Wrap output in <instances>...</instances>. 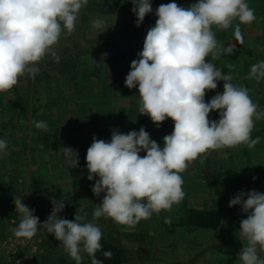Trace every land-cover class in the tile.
I'll list each match as a JSON object with an SVG mask.
<instances>
[{
    "label": "clouds",
    "instance_id": "clouds-1",
    "mask_svg": "<svg viewBox=\"0 0 264 264\" xmlns=\"http://www.w3.org/2000/svg\"><path fill=\"white\" fill-rule=\"evenodd\" d=\"M131 3L139 26L153 11L151 0ZM87 4L88 0H0V93L12 90L25 75L34 78L46 56L59 62L56 45L63 33L75 32L79 13ZM155 15V26L147 30L139 58L131 62L125 86L138 87L140 115L148 116L157 128L170 118L174 129L163 137V147L143 127L127 134L112 130L109 142L93 136L86 153L87 179L99 177L91 190L97 197L104 194L93 211V221L103 217L134 228L154 213L170 211L185 197L181 174L191 163L197 159L203 163L211 151L239 145L254 148L260 142L251 133L254 120L264 119V110H258L247 87L235 85L230 73L223 74L206 60L232 55L236 49L235 44H220L213 27H233L235 41L243 44L240 25H250L256 19L255 10L246 0H198L187 8L173 0L161 4ZM106 24L102 17L91 21L98 31ZM246 79L257 83L264 79V61L253 64ZM218 81L224 82L222 94L206 103V92L215 90ZM214 111L219 112L218 121L209 119ZM33 123L37 129L49 130L45 121ZM6 149L7 142L0 139V152ZM62 152L71 168L79 166L74 149L62 147ZM141 152L146 155L142 157ZM13 202L21 214L18 227L11 229L17 239H32L42 225L76 264L82 262L81 252L88 254L91 264H103L96 255L102 251V231L86 220V213L76 211L74 220L62 218L58 214L65 208L64 200L52 199L51 214L41 223L21 198L14 197ZM236 205L247 213L240 222L244 246L238 260L264 264L259 254L264 253V193L242 191L229 201V207ZM165 223H171L170 218ZM102 255L112 259L114 253L103 251Z\"/></svg>",
    "mask_w": 264,
    "mask_h": 264
},
{
    "label": "crops",
    "instance_id": "crops-1",
    "mask_svg": "<svg viewBox=\"0 0 264 264\" xmlns=\"http://www.w3.org/2000/svg\"><path fill=\"white\" fill-rule=\"evenodd\" d=\"M152 1L159 2L160 0H151V2ZM168 1L170 2L173 0H163V2H168ZM182 1L183 0H180V1H177L176 3L178 4V6L185 7V8L198 2V0H190V1H183V2ZM249 1L250 0L247 1L249 7L257 11L259 13V16H264V4L261 5L262 7H254V4L250 6ZM155 18H156V15H155ZM235 23L236 22L234 21V24ZM257 23L258 21L256 20L251 25H243L244 27L243 32L245 31V28H247L249 31L253 32L254 34L256 33V35L254 36L255 38H260L258 33H261L263 31V28L262 26L258 28ZM213 32L215 34L217 41L220 44L225 45V47H227L228 44H235L236 49L232 55H221L220 59L218 60H211V57H208L209 60L207 61L215 64L217 68L221 69L223 74L230 73L233 76L232 83H234L235 85L247 87L250 90L249 96L252 99V101L258 105V108L260 109L262 108V110H264V79H262L259 83H257L255 79H251L250 82H248L247 84H243L242 82H240L242 80H246V77L248 76L251 66L253 65L254 62L252 63L250 61L249 64L248 62L244 63L243 61L244 58H243L242 53L243 54H247V53L239 50L238 45L240 44L233 40L234 37L232 38L225 34L227 30H218L214 26ZM249 46L251 47L252 45L250 44L245 45V47H248V48ZM132 47H135V46L132 45ZM139 49L140 50L133 53L132 60L139 58L138 53L142 51L143 45H140ZM253 58L256 61L255 63L264 61V52L259 53L258 56L256 55L253 56ZM230 65L232 67H229ZM122 74L124 75V73ZM125 78L126 76L118 78V82L120 80L121 82H123L124 80V84H125ZM110 81H111L110 78H102L100 80V83L102 85H106L110 83ZM223 84H224L223 81H218L217 88L215 90H209L206 92V95H205L206 103L209 102L216 94L218 93L222 94ZM70 89L71 88H68V87L66 88L65 93H68L66 95H69V94L71 95ZM59 94H62V93H59ZM114 94L116 95V93ZM67 98L69 99V101L71 100L72 103L75 105L74 99L72 97L67 96ZM59 101L60 100L57 101V99L54 98L50 102V104L52 103L54 104V106H51V108L48 110V113L49 112L52 113V116L50 119L46 118V121H45L48 125L49 130L47 132H44L36 128V133H38L39 135H38L37 140L32 141V143H34V147H32L33 149L32 152L34 155V161L32 163H34V165L32 164L31 166L32 168L30 169V174H31V177H33L35 180L34 186L42 189L41 191L42 193H46V192L51 193L52 195L51 198L53 199L61 198L64 201L66 200L68 202L65 205L66 207L72 208L73 206V209H70L68 211V212H72L73 215H75L76 211L78 212V207H81V209L84 208L87 214L88 213L87 209L91 201L98 198L97 196L93 194L91 189H92V186L95 184L96 180L99 179V177H94L92 181H89L87 179L88 170L86 167V153H87L88 147L92 143L93 136H95L97 139H103L106 142H109L111 140L112 130H118L119 132L123 134H127L130 131L138 132L139 129L143 127L149 133L150 139L156 141L161 147H163V137L165 135L171 134L174 129V122L170 118L166 119L160 125V127L157 128L155 124H153V122L150 120V118L145 115H144L145 118L141 120L143 122H139V124H136L134 123V120L132 121L131 115L126 116L123 114V116L125 117V123H123V121H121V117H120L121 115L119 112L120 111L119 108L121 106V103H119V101L117 102L116 105H112V106L105 105L104 107H102L101 105L96 104V101L94 100H91V101L86 100V102H84L85 111L81 113L79 112V114L74 113L75 109L69 107V105H68L67 110H66V106L61 107L59 104L60 103ZM118 114H119V119L115 120L114 118L115 117L117 118ZM219 118L220 117H219L218 111H214L209 114L210 120L218 121ZM255 122L256 121L254 120V125L256 124ZM59 128H61V130H59ZM35 137H37V135L33 134L31 140H33ZM22 141L23 139L19 141V144H21ZM29 142L28 143L22 142L23 151H26L27 147L29 148ZM259 144L260 142L257 145ZM62 147H71L78 153V160H79L78 167L71 168L67 164L66 158L64 157L63 152H62ZM225 149H228L230 151L232 148H224L222 154L227 153V150ZM23 151H19V152L22 154ZM213 152H216V151H211L210 154H208L209 157L213 154ZM140 155L143 157L144 155H146V153L141 152ZM230 157H231V153H230ZM16 159L19 160L20 162V156ZM14 160L12 161L13 164H15ZM206 164H207V161L203 165L206 166ZM228 165L229 164H227V166L225 167V164H224V166L220 167V169L218 170V173H216V174H220L218 175L219 181L222 180V178L223 180H225L224 178L225 175H226L225 177H228L231 181V176L236 175L234 171L232 170L231 164H230V167H228ZM1 166L2 164L0 165V167ZM209 167L212 168V164H210L208 167H204V173L201 174L202 179L200 183L210 184V185L214 184L213 174H211L208 171V169H210ZM1 170L3 171V168H0V172H2ZM19 180H21V178H19ZM214 187L210 188L211 192L209 193L210 195L208 196L204 194H199V198H197L198 207L194 206V208L207 209L205 207H209V205L211 204L213 205L216 199L218 200V198L220 197H229L225 182L224 184H222L220 188H218L215 185ZM103 196L104 194L101 193L99 197L103 199ZM23 199H27V198L25 197ZM40 199L41 201L39 200L35 201L38 204V206L41 203L43 208L49 209L48 204H50L51 209L49 211H52V207H53L52 202H51L52 200H47V198L46 199L40 198ZM199 200L202 202L199 203ZM74 203L78 206H75ZM14 207H15V204L12 206V208ZM191 207L193 206H189L187 208H191ZM216 208H221V209L224 208L223 211L225 213V217H224L223 226L219 230L210 229V228H200V231H198L195 236L198 239V241L201 243L203 242L213 243L220 236L222 235L225 236L226 242L223 246V249H225L224 252L228 255L229 258H234V259H221L217 257L214 260H212L214 256L218 255L217 251L219 250L217 248H214L212 244L210 245V249L207 250L204 254H202V256L206 255V258L208 259L207 264H240L238 260V253L241 251L242 247L244 246L243 242L239 238L240 222L243 219H246L247 213L242 212L239 205L233 206V207H229V206L227 207L225 205L224 207H216ZM232 209H236L237 211L233 212ZM72 213H69V214H72ZM83 214L84 213H82V215ZM177 215L180 218L183 215V210L179 209L177 211ZM91 218H92V214L86 215L87 221H91ZM182 228L184 231V235H187V233L190 232L189 231L190 228H188L187 226H182ZM115 230L117 231V233L118 231L127 232V231H121L118 224ZM8 231L10 233V228ZM45 234L41 233V237H39L40 240L37 242V248L35 250H32V248L29 246L23 249L22 264H37L39 255L44 256L42 254L44 253L45 249H42V246L45 245V242L43 241V237L46 236ZM59 245H62V243H57L55 248L57 249V251L61 252L62 249L61 247H59ZM214 249H217V250L212 251ZM258 252H259V249H258ZM259 254L261 255L262 258H264V253H259ZM87 255L88 254L86 252H81L82 261L86 259ZM61 257L63 256L61 255ZM0 258L5 259L6 258L5 254L1 253ZM67 258L71 259L69 255ZM2 260L0 259V264ZM10 262L14 264L13 261H10ZM188 263L198 264L199 260H196L195 263H193V257H191L189 261L187 262V264ZM57 264H58V259H57Z\"/></svg>",
    "mask_w": 264,
    "mask_h": 264
},
{
    "label": "trees",
    "instance_id": "trees-1",
    "mask_svg": "<svg viewBox=\"0 0 264 264\" xmlns=\"http://www.w3.org/2000/svg\"><path fill=\"white\" fill-rule=\"evenodd\" d=\"M123 1L88 0V4L79 13L75 32L71 35H68L66 32L63 33L59 46L56 45V51L60 57L59 62L54 60L50 55L46 56L39 62L38 67L40 71L34 78L25 75L20 78L17 86L9 92H5L12 106L8 116L4 120L5 122L1 125L0 137L3 134H7L9 129L15 131L21 127L20 130H24V125L22 127L21 121L17 120L22 118L24 109L25 111L27 109L24 106L29 103L30 91L33 93L32 113L36 117L41 107L44 108L45 114L51 108L50 102L54 99L53 91L63 94L66 92L67 87L71 88L70 96L74 99L76 105L74 113L76 114L85 111L84 102L86 100H94L96 104L102 107L105 105H116L119 101L121 103L119 112L123 123H125L123 114L126 116L131 115L132 121L134 120L136 124L143 122L141 120L145 117L144 115H140L138 111L140 99L138 87L129 89L125 86L124 80L123 82L121 80L118 82V78L127 76L130 71L131 62L133 61V47L131 44L132 42L137 43L138 39H140L139 33L141 29L144 26H149L148 23L156 22L155 11L161 4H168L173 1H159V3L157 1L155 4L151 2L153 11L146 15L144 21L139 26L135 23L137 17L132 12V3ZM98 17L105 18L107 21L106 28L108 29H103L106 30L103 33H100L103 30L98 31L91 26V21ZM84 60L89 62L86 65H82ZM102 78H110L111 81L106 85H102L100 83ZM59 102L60 106H66L67 110L69 99L65 96ZM47 115L49 119L52 116L49 113ZM114 119L118 120L119 114ZM10 139L14 142V139L20 138L11 134ZM25 169L23 168L16 172L12 168L7 170L6 173H2L0 185H5L7 190L9 189L16 193L18 190V180L24 175ZM20 198L23 199L25 197L20 196ZM27 200L34 203H36V200L41 201V199L34 198H27ZM47 213L46 208H43L40 203L38 206L39 220L43 219ZM6 214L9 220L13 215V208H8ZM224 217L225 213L221 208L203 209L191 207L185 210V213L176 224L187 226L188 228L219 230L223 226ZM8 233L7 227L4 226V229H0V239ZM117 234V231L113 228L110 229L109 226L106 231H102V251L96 255L97 259L103 261V264H126L132 257L129 248L121 243ZM225 240V236L222 235L212 245L214 248L223 247L226 242ZM59 247L62 248L63 245H59ZM103 251H112L114 253L113 258L105 259L102 255ZM82 262L81 264H91V258L87 255L86 259ZM58 264H76V262L65 256L58 259Z\"/></svg>",
    "mask_w": 264,
    "mask_h": 264
},
{
    "label": "rangeland",
    "instance_id": "rangeland-1",
    "mask_svg": "<svg viewBox=\"0 0 264 264\" xmlns=\"http://www.w3.org/2000/svg\"><path fill=\"white\" fill-rule=\"evenodd\" d=\"M126 1L131 2V0H124L123 2ZM160 1L163 2V0ZM247 1L248 0H246V2ZM156 2L157 1H152L153 4H155ZM249 3L250 6L254 4V7H262L261 5L264 4V0H250ZM255 16L256 19L254 21H258V28L261 26L263 28V31L261 33H258L260 38H255L254 36L256 35V33L254 34L247 28H245V31L243 32L244 27L243 25H240L241 32L244 37V43L238 45V47L240 51L247 53H242V55L244 58V63L248 62V64L250 61L252 63H255L256 61L254 60L253 56H258L259 53L264 52V16H259V13L257 11H255ZM235 22L237 23L238 21ZM253 22L251 24H253ZM148 24L149 26H144L141 29L139 33L140 39H138L137 43L132 42L131 46L134 45L136 47H133V53L141 49H139V47L144 43L147 30L155 26V22H151ZM233 32L234 28L230 27L225 34L233 38ZM233 40L235 41V39ZM59 44L60 42L57 44V46H59ZM246 44H250L252 46H249L248 48L245 47ZM85 59L87 60V58ZM86 60H84V63H82V65H86L89 62ZM206 60H209L208 57H206ZM250 80L251 79H246L240 82H242L243 84H247L248 82H250ZM52 94L54 98L57 99V101L61 100L65 96L71 97L70 94L66 95L68 93L58 94V92L53 91ZM32 95L33 93L32 91H30L29 103L25 104L24 106L27 109L26 111L24 109L22 118L20 120H17L21 121L22 127L24 125V130H20L21 127L15 131L9 129L7 134H3L0 137L1 139L7 142V149L3 152H0V163L2 164L0 168H3V171L1 170L2 172H0V176L2 173H6L7 170H10L12 168L16 172L20 171L23 168H26L24 175L20 177L21 180H18V190L16 193L8 189L10 191L9 192L5 188V185H0V229H4V226H6L9 230V221L7 219L6 213L8 208L14 205V197L20 198L21 196L34 199H53L51 198V193H42V189L34 186L35 180L33 177H31L30 174V169L32 168L31 166L32 164L34 165V163H32L34 161V155L32 152V147H34V143H32V141L37 140L39 135L38 133H36V127L33 122L46 121V118H48V112L45 114L43 107L40 108L41 110L37 113L36 117L33 116ZM50 105L54 106L53 103ZM11 106L12 104L10 103L8 96L5 93H0V128L1 125L5 122V118L8 116ZM69 107L75 108L76 105H74L70 100ZM258 110H262V108H258ZM260 120H255L256 124L254 125V128L251 133V138L253 139L257 137L262 138L260 139L259 145L255 146L254 148H248L247 145H239L235 148H232L230 151L228 149H225L227 150V153L224 154H222L223 149L216 150V152H213L210 157L208 155L209 158L207 157L206 159H204L203 163H201L200 160L197 159L189 165L188 169L181 174L183 178L182 188L185 192V197L180 203L174 204L170 211H161L159 214L154 213L151 218L147 220H141L134 228H128L125 225L115 223L111 219H105L103 217L95 221H93L91 218V222L97 224L103 232L108 229V226L110 229H115L117 227V224L121 231H127H118V236L121 243H123V245L129 248L130 253L132 255V257L126 264H187L191 257H193V263H195L196 260H199V263L207 264L208 259L206 258V255L202 256V254H204L207 250L210 249V245L212 243H201L198 241L195 235L198 231H200V228H190V232H188L187 235H184L182 226L176 224L179 221L177 211L179 209H182L184 214L187 207H198L197 198H199V194H204L208 196L210 195L209 193L211 192V187L213 188L215 185L220 188L222 184H224V182L226 183L229 197H220L218 198V200L216 199L214 201L213 205L211 204L209 205V207L205 208L224 207L225 205L228 207L230 199H232L242 191L247 193L255 189L260 193H264V119ZM59 130H61V128H59ZM11 134L18 136V138L20 139H14L13 142L12 139H10ZM33 134L37 135V137L31 140ZM21 139H23L22 142L25 143L31 141L29 142V148L27 147L26 151H23L22 142L21 144H19V141ZM19 151H23V153L21 154ZM19 156L20 162L16 159ZM13 160L15 164L12 163ZM206 161L207 164L206 166H204L203 164H205ZM210 164H212V168L209 167L210 169H208V171L213 174V186L210 184L200 183L202 179L201 174L204 173V167H208ZM224 164L225 167L227 166V164H229L228 167H230L231 164L232 170L236 174L235 176H231V181L228 177H225L226 175L224 176L225 180H223L222 178V180L219 181L218 179V175L220 174L216 173H218V170L220 169V167L224 166ZM254 177L255 179H253ZM101 201L102 199L100 197L96 198L95 200H92L90 205L88 206L87 215L93 214V211L97 207V204L101 203ZM64 202L65 205L68 203L66 200ZM201 202L202 201L199 200V203ZM74 205L78 206L75 203ZM70 209H73V206L72 208L65 206L64 210L59 213V216L68 220H74L75 215H73L72 212H68ZM46 210L48 213L45 215H50L51 211H49V209ZM232 210L233 212L237 211L236 209ZM78 213L82 214L86 213V211L84 210V208L81 209V207H78ZM166 217L170 218L171 223H165ZM45 235L46 236L43 237L45 245L42 246V249H45L44 253L42 254L44 256L39 255L37 264H57V259H59L61 255L63 257L66 256L67 258L68 254L65 252V250H63V247L61 248V252L57 251V249L55 248L56 244L60 242L57 241L55 237L49 233ZM217 249H219L217 251L218 255L214 256L212 260L217 257L221 259H234L228 257V255L224 252L225 249H223V247H219ZM217 249H214L212 251H215ZM0 259L2 260L3 258ZM1 264H12V262L5 258L2 260Z\"/></svg>",
    "mask_w": 264,
    "mask_h": 264
},
{
    "label": "built area",
    "instance_id": "built-area-1",
    "mask_svg": "<svg viewBox=\"0 0 264 264\" xmlns=\"http://www.w3.org/2000/svg\"><path fill=\"white\" fill-rule=\"evenodd\" d=\"M22 202L28 206L30 209H34V215L38 217V205L37 203L30 202L27 199H22ZM49 210L51 209V205L48 204ZM49 216V215H48ZM44 217L43 219H40V222L43 223L47 217ZM21 220V214L18 213L15 209L13 208V215L10 217L9 220V228H10V233L5 236L4 238L0 239V256L1 253L5 254L6 259L9 261H13L14 264H22L23 260V249L26 247H31L32 250H35L37 248V242L40 240L39 237H41V233H47V231L41 226H38V231L36 235L32 239H17L11 229L18 227V224Z\"/></svg>",
    "mask_w": 264,
    "mask_h": 264
}]
</instances>
